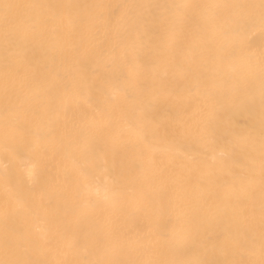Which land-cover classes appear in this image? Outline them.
I'll use <instances>...</instances> for the list:
<instances>
[{
  "label": "bare ground",
  "instance_id": "1",
  "mask_svg": "<svg viewBox=\"0 0 264 264\" xmlns=\"http://www.w3.org/2000/svg\"><path fill=\"white\" fill-rule=\"evenodd\" d=\"M0 3V260L264 264L262 0Z\"/></svg>",
  "mask_w": 264,
  "mask_h": 264
},
{
  "label": "snow or ice",
  "instance_id": "2",
  "mask_svg": "<svg viewBox=\"0 0 264 264\" xmlns=\"http://www.w3.org/2000/svg\"><path fill=\"white\" fill-rule=\"evenodd\" d=\"M262 5H264V0H262ZM22 7H31L26 5L10 4V3H0V10L3 11V22L5 25V36L7 37L10 30L15 29L19 26L21 22V17L18 13H14V9H20ZM0 264H22L20 261L14 260H0Z\"/></svg>",
  "mask_w": 264,
  "mask_h": 264
}]
</instances>
